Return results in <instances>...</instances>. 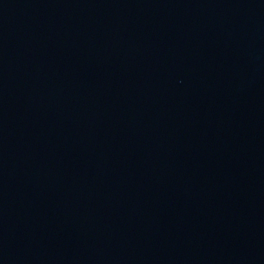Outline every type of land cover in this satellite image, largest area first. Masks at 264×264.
Returning <instances> with one entry per match:
<instances>
[{"label": "water", "instance_id": "1", "mask_svg": "<svg viewBox=\"0 0 264 264\" xmlns=\"http://www.w3.org/2000/svg\"><path fill=\"white\" fill-rule=\"evenodd\" d=\"M0 264H264V0H0Z\"/></svg>", "mask_w": 264, "mask_h": 264}]
</instances>
